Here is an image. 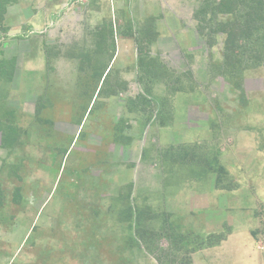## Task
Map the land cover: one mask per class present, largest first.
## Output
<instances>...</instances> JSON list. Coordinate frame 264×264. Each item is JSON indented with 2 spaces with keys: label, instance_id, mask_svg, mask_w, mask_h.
Masks as SVG:
<instances>
[{
  "label": "rangeland",
  "instance_id": "1",
  "mask_svg": "<svg viewBox=\"0 0 264 264\" xmlns=\"http://www.w3.org/2000/svg\"><path fill=\"white\" fill-rule=\"evenodd\" d=\"M206 1L9 0L0 264H264V65L231 72Z\"/></svg>",
  "mask_w": 264,
  "mask_h": 264
},
{
  "label": "trees",
  "instance_id": "2",
  "mask_svg": "<svg viewBox=\"0 0 264 264\" xmlns=\"http://www.w3.org/2000/svg\"><path fill=\"white\" fill-rule=\"evenodd\" d=\"M8 2L9 0H0V21L4 19ZM199 12L202 15L200 20L203 22L207 21L206 17L204 18V15H207V13H211L215 20H217L219 13L229 15L227 21H216L217 24L215 26H210V34L216 32L226 33V64L231 72H240L248 67L264 65V0H220L216 4H214L212 0H208L204 6L201 7ZM197 17L200 18V16ZM155 34L157 33L147 31V35H152L149 42L155 40ZM143 41L144 40H141L140 37L138 38V36H136L140 64L147 68V74L155 75L152 77L151 81H149V88L147 87L146 91L150 92V83L157 82L155 81L156 79L162 81V79L165 78L164 73L167 79L166 82L171 85L170 87L172 89L183 90L185 87L184 81L176 77L174 71L169 68L166 69L167 67L160 63L158 57L150 56L149 52L146 50L147 48L142 44ZM0 64V68L1 66L4 67V69L2 68V72L11 76L12 68L9 70L8 66L4 65L5 63H2V61ZM102 66L103 65L98 66L97 70H95L96 74H99L98 70ZM107 68L108 65L105 66L100 76L105 74L104 72ZM158 74H160V76ZM169 80L173 82L170 84ZM145 94L146 93H143L137 96V99L134 100L136 106L139 101L143 104L148 103L149 100ZM1 131H9V140L12 139L13 143V127L7 125L6 127H2ZM1 139L4 142L8 141L5 137ZM141 214L142 212L140 211L137 220L141 218ZM143 231L146 233L148 230L143 229ZM169 236L174 237L173 234H169Z\"/></svg>",
  "mask_w": 264,
  "mask_h": 264
}]
</instances>
